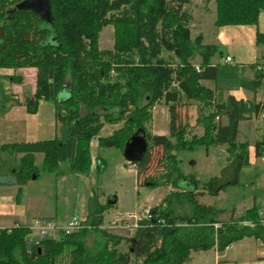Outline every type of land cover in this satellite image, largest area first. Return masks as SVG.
Masks as SVG:
<instances>
[{
  "label": "trees",
  "instance_id": "16d2710c",
  "mask_svg": "<svg viewBox=\"0 0 264 264\" xmlns=\"http://www.w3.org/2000/svg\"><path fill=\"white\" fill-rule=\"evenodd\" d=\"M22 1L0 0V69L37 68L36 91L26 99V107L29 113H36L41 100L53 101L59 134L51 140L4 146L23 153L18 171L30 179L41 170L56 172L64 162L72 172L90 174L94 169L93 139H98L100 147L118 149L124 155L127 142L140 135L150 148L135 162L137 166L147 163L153 147H161L168 169L166 181L179 189L177 197L185 198L191 211L177 214L171 204L166 209L155 207L153 212L165 225L139 228L126 240L101 228L105 212L116 202L111 197L102 204L95 194L85 220L91 228L33 240L26 238L28 225L11 228V232L0 229V264H60L66 257L69 264H186L193 251H224L247 237L264 243V218L256 205L239 217L220 218L223 210L200 200L195 192L197 178L183 173L176 154L227 144L230 165L237 172L248 165L250 142L238 141L239 124L253 113H264V101L248 104L233 96L225 99L223 93L233 88L257 91L264 87V69L255 66V77L246 79L236 63L214 64L218 47L205 44L202 34L194 39L191 36L193 15L186 8L191 0H50L51 22L31 9L17 8ZM216 3L218 27L256 25L264 11V0ZM109 22L116 28L115 48L99 50L98 32ZM84 37L90 39L91 47ZM257 39L258 44L264 43L263 34L258 33ZM164 51L173 53L178 63L166 60ZM197 55L201 57L199 69L191 62ZM111 71L116 74L112 76ZM12 79L22 80L19 76ZM63 91L67 98L60 99ZM161 100L169 106L168 135L153 134L147 128L153 119L152 109ZM187 101L199 104L197 122L204 129L200 136L189 137L187 125L179 120L178 106ZM222 116L228 118L227 124L221 123ZM106 123L120 127L101 137ZM254 146L256 156L262 157L264 128ZM36 152L44 153L41 169L34 163ZM103 164L99 161L95 171L106 169ZM0 181L6 178L0 177ZM186 182L194 186L186 187ZM144 184L154 188L162 183L149 178ZM222 188L207 191L216 195ZM91 232L98 238L92 249L85 239ZM127 241L128 250H121Z\"/></svg>",
  "mask_w": 264,
  "mask_h": 264
},
{
  "label": "crops",
  "instance_id": "0c3cea01",
  "mask_svg": "<svg viewBox=\"0 0 264 264\" xmlns=\"http://www.w3.org/2000/svg\"><path fill=\"white\" fill-rule=\"evenodd\" d=\"M214 27L215 32L212 39L205 38L203 34L204 43L216 45L220 51L219 56L212 59L214 64L225 63V58L230 56L240 66L242 76L246 79L255 77V66L264 69V43L258 44L257 39L258 33L264 35V11L261 12L256 25H226L221 27L215 25ZM191 62L194 65H200L201 57L197 55ZM36 74L37 70L35 69L31 72H28L27 69H0V177L6 178V181L0 183V229L29 225L36 219L54 220L61 225L65 224L74 215L86 219L89 211V201L95 194L100 195L99 201L102 204L106 203L111 197L115 200L116 206L119 207L123 203L121 195L114 194L110 190L101 192L93 188L90 180V174L93 171L90 174L75 173L64 162L59 164L56 172L48 173L41 170L37 177L33 176L30 179H26L25 174L18 171L20 170L23 153H18L4 146L51 140L59 134V124L56 119V109L53 101L41 100L36 113H29L27 110L25 101L27 98L32 97L36 91ZM18 76L21 77V82L12 79ZM27 84L29 88L26 87ZM205 84L211 88L214 87L211 81H205ZM228 96H233L236 100L248 104L262 103L264 101V87L259 88L257 91L243 87L225 90L223 98L226 99ZM166 106L169 110V106ZM194 108V111L198 114L197 105ZM181 109L183 110V106ZM186 110L184 107V113ZM159 113L163 122V113L162 111ZM263 114L255 115L253 113L248 119L242 120L239 124L238 141L250 142L248 147L249 164L252 157L264 160V155L262 157L256 156L254 146L263 134ZM219 119L223 124L228 123L226 116ZM191 123H193V120ZM119 127V124L106 123L100 136L106 137ZM104 130L108 134L102 135ZM169 133L170 127L162 133L154 132L153 134L168 135ZM95 145L100 147L97 138L91 142V152ZM217 147H223L224 149L226 163L223 168L226 169L231 166L228 145L223 144ZM202 149H197L198 154ZM206 150L211 152L214 149L210 147ZM92 156L94 168L92 170L95 171L96 164L99 161L105 163V160H99L100 156L98 154L94 156L92 153ZM43 160L44 153H34V163L40 169L43 166ZM115 168L117 170L115 172L122 177L121 184L125 179L128 181L130 177L134 176L133 186L135 192L131 197V203L135 200L134 206L136 208L140 207L136 200V197H139L141 193V187H143L138 185L139 174L137 177V173L131 168L129 161L121 151L116 159ZM148 199H151L150 194H148L145 201L148 202ZM156 204H158V201L153 202V205ZM111 209L105 212V217L113 211ZM132 210V205H129L127 207L123 206L122 210L116 208L114 213ZM232 216L239 217L241 215L233 214ZM261 216L264 218V213ZM186 264H264V243L260 239L247 237L229 245L224 251H218L217 248L193 251L191 259Z\"/></svg>",
  "mask_w": 264,
  "mask_h": 264
},
{
  "label": "rangeland",
  "instance_id": "374dc122",
  "mask_svg": "<svg viewBox=\"0 0 264 264\" xmlns=\"http://www.w3.org/2000/svg\"><path fill=\"white\" fill-rule=\"evenodd\" d=\"M186 8L193 15V20L190 24L192 38L194 39L198 35L204 34L205 38L212 39L215 32L214 26L216 25V0H191V3H189ZM108 18L110 17L108 16ZM85 40L91 47L92 45L90 44V39L85 38ZM115 43L116 28L114 24L112 22L104 24L99 30L97 36L98 49L114 50ZM162 56L175 65L178 63V59L173 53L164 51ZM195 66L197 69L199 68V65ZM19 69H27L28 72H31V70L34 69L37 70L36 67H22ZM115 74V71H111L112 76H114ZM28 76L30 79V73ZM28 86L29 85L27 84L26 87ZM64 98H67L66 91H63L60 95V99ZM195 105H197L198 107V114L194 111ZM182 106L183 110L184 107L187 109L185 113L181 109ZM100 111L105 113L108 112L104 109H101ZM161 111L164 116L163 122L160 119L159 115V112ZM168 111L169 110H167V106L164 104L163 100L156 103V105L152 109L153 119L151 123L147 125V128L151 133H162L166 129H169L170 115ZM82 112L83 114L87 113L84 106H82ZM178 112L180 122L183 125H187L189 137L195 135L200 136L201 134H203V126L199 125L198 122H196L197 120L195 119L196 115H198L197 119L200 117L199 104L197 102H184L179 106ZM192 120L193 123H191ZM106 133L107 131L104 130L102 132V135H106ZM149 148L150 146L148 147V149ZM92 149L93 155L96 156L98 154L100 156L99 160L104 159L105 163L103 165L107 167V169H101L99 173L93 170V172L90 174V180L92 182L93 188L96 189V191L99 190L101 192L108 190L113 191L114 194L116 193L121 195V198L123 200V203L121 204L122 206L119 205L118 207L114 205V207L112 208L113 211L110 214H107L106 217L104 216V220L101 226H105L107 223H109L111 218H114L121 213H134L139 211L143 212L148 208H150V210H152L153 212V209L155 207L161 206L162 209H166L170 204L171 208L175 210L177 214L190 213L191 204H189V202L183 197L178 198L176 192H178L179 189L175 185L166 181L168 169L167 163L164 160L165 153L161 147H153L150 151V158L147 163L142 166V168L137 166V169H135L137 177L139 174L138 185L143 186L141 187V193L139 197H136L137 204H140V207L137 208L136 206H134L135 200H133V202L131 203V197L133 195V192H135L133 186L134 176L130 177L128 181L127 179H125V181L121 184L122 177L119 176L117 172H115L117 171L115 168V162L120 155V150L114 148L108 149L96 147V145ZM211 149L214 150H211V152L206 150V152L205 148H203L201 151H199V154L197 152V149L195 151L179 150L176 153L178 155V159L181 160L180 168L183 173L185 175H191L197 178L198 189L195 192L199 195L200 200L202 202H205L206 204L213 205L216 209L223 210L222 214H220L219 216L222 219H228L233 214L243 215L249 207H252L254 205H256L257 209L259 210L260 215H262V213H264V160L252 157L251 163L248 165H243L238 172L236 171V167L234 165H231L224 170L223 167L226 163V154L223 151V147L214 146L211 147ZM214 177H217V179H215L214 183L210 184V180ZM149 178H151L152 180L156 179L157 182L160 181V183L162 184L154 188L147 186L144 183L145 180H148ZM186 183V187L191 188L194 186L190 182ZM221 186H223V188L216 195H211L207 191V188L216 189ZM200 190L203 191L201 192ZM148 194H150L151 199H148L147 202L145 201V199L147 198ZM154 201H158V204L153 205ZM129 205H132V211L114 213L116 208L122 210L123 206L127 207ZM231 213L232 215H230ZM82 220H84L85 222L86 219L82 218ZM6 230L8 232L12 231L11 228ZM136 231H115L109 233L124 237L126 240H129V238H132V236L135 235ZM26 238L29 240H33L36 237L29 233L27 234ZM85 239L91 249L97 247V233L91 232L86 236ZM129 246L130 243L128 241L124 242L122 243L120 249L126 251L128 250ZM60 264H69V258H64V260Z\"/></svg>",
  "mask_w": 264,
  "mask_h": 264
},
{
  "label": "built area",
  "instance_id": "2783aa9c",
  "mask_svg": "<svg viewBox=\"0 0 264 264\" xmlns=\"http://www.w3.org/2000/svg\"><path fill=\"white\" fill-rule=\"evenodd\" d=\"M225 63L234 64L235 62L232 57L227 56L225 58ZM129 164L132 169H137V164L135 162L129 161ZM155 223L159 226L165 225V220L158 217L152 212V210H150V208H148L143 212L139 211L134 213L127 212L118 214L114 218H111L109 223L105 226H101V228L107 230L108 232L136 231L139 228L152 227ZM28 228L30 230L29 233L36 238H44L46 236L57 237L61 232L71 234L85 228H91V226L87 225L80 216L74 215L63 225L58 224L54 220L36 219L28 225Z\"/></svg>",
  "mask_w": 264,
  "mask_h": 264
},
{
  "label": "water",
  "instance_id": "95a60500",
  "mask_svg": "<svg viewBox=\"0 0 264 264\" xmlns=\"http://www.w3.org/2000/svg\"><path fill=\"white\" fill-rule=\"evenodd\" d=\"M19 9H31L45 21L51 22L52 11L50 0H24L17 5ZM148 149V142L144 136L135 135L126 144L125 158L130 162H139L143 159Z\"/></svg>",
  "mask_w": 264,
  "mask_h": 264
}]
</instances>
